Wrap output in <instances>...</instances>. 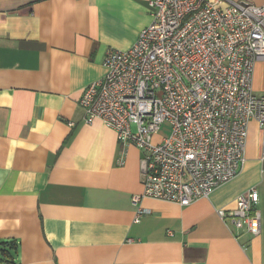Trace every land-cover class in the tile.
<instances>
[{"label":"crops","instance_id":"0c3cea01","mask_svg":"<svg viewBox=\"0 0 264 264\" xmlns=\"http://www.w3.org/2000/svg\"><path fill=\"white\" fill-rule=\"evenodd\" d=\"M151 18L148 0H0V239L17 241L13 263L264 264L261 232L237 237L216 211L264 190L254 119L237 175L188 205L135 204L141 151L84 121L79 99L105 75L107 49L131 47ZM252 90L264 95V60Z\"/></svg>","mask_w":264,"mask_h":264},{"label":"built area","instance_id":"2783aa9c","mask_svg":"<svg viewBox=\"0 0 264 264\" xmlns=\"http://www.w3.org/2000/svg\"><path fill=\"white\" fill-rule=\"evenodd\" d=\"M220 2L148 0L150 23L128 49L108 48L105 75L83 89L85 123L101 120L141 151L135 204L208 197L242 168L251 119L264 135V95L252 90L255 63L264 60V3ZM258 201L251 187L233 209L216 211L237 237L256 236ZM145 212L139 206L134 220Z\"/></svg>","mask_w":264,"mask_h":264},{"label":"trees","instance_id":"16d2710c","mask_svg":"<svg viewBox=\"0 0 264 264\" xmlns=\"http://www.w3.org/2000/svg\"><path fill=\"white\" fill-rule=\"evenodd\" d=\"M17 246L14 239H0V264H15L13 257L18 253Z\"/></svg>","mask_w":264,"mask_h":264},{"label":"rangeland","instance_id":"374dc122","mask_svg":"<svg viewBox=\"0 0 264 264\" xmlns=\"http://www.w3.org/2000/svg\"><path fill=\"white\" fill-rule=\"evenodd\" d=\"M235 1H240V0H235ZM252 2L251 0H247ZM166 133L165 127L160 130L159 133L154 134L152 137V140L154 142L158 141L160 139V135ZM259 191V201L257 204V208L261 213V237L263 239L264 243V190L262 191L260 187L257 188Z\"/></svg>","mask_w":264,"mask_h":264}]
</instances>
